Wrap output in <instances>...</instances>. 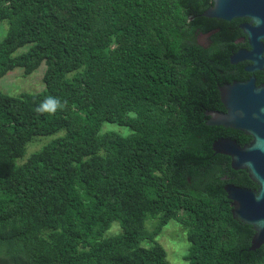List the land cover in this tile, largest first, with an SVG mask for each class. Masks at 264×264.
<instances>
[{
	"label": "trees",
	"instance_id": "1",
	"mask_svg": "<svg viewBox=\"0 0 264 264\" xmlns=\"http://www.w3.org/2000/svg\"><path fill=\"white\" fill-rule=\"evenodd\" d=\"M212 5L0 0V80L46 64L44 91L0 90V264H169L156 238L171 221L187 230L191 264H264L225 191L258 186L213 150L251 138L206 115L225 111L220 71L250 47L248 20L204 17ZM49 96L63 107L38 114ZM39 137L50 140L28 155ZM114 222L123 233L108 237Z\"/></svg>",
	"mask_w": 264,
	"mask_h": 264
},
{
	"label": "water",
	"instance_id": "2",
	"mask_svg": "<svg viewBox=\"0 0 264 264\" xmlns=\"http://www.w3.org/2000/svg\"><path fill=\"white\" fill-rule=\"evenodd\" d=\"M204 17L227 22L248 20L240 28L250 49H240L230 61L237 64L250 60L253 66L248 70L251 71L264 68V0H213ZM210 35L203 36L202 40ZM219 92L225 111H208L207 124L241 131L251 138L244 146L231 138H220L214 142L213 150L231 158L233 170L248 171L258 186L255 190L233 184L225 186L234 219L252 226L255 231L250 250L256 251L264 246V85L257 86L252 78L224 85Z\"/></svg>",
	"mask_w": 264,
	"mask_h": 264
},
{
	"label": "rangeland",
	"instance_id": "3",
	"mask_svg": "<svg viewBox=\"0 0 264 264\" xmlns=\"http://www.w3.org/2000/svg\"><path fill=\"white\" fill-rule=\"evenodd\" d=\"M9 30L8 21L0 23V41L7 35ZM46 72V64L43 63L33 74L25 76L24 71L20 68L7 74L0 80V90L11 96H19L22 93H38L46 89L43 81ZM107 130H119L116 124L105 125ZM50 138L39 137L37 140L29 145V154H32L41 149L42 146L49 142ZM156 221L151 220L146 224V230L152 232ZM123 233L119 222H114L111 229L106 233V236H117ZM156 240L162 244L168 253L169 264H191L185 257L188 255L191 243L188 240L187 230L181 223L171 221L165 227L163 233L159 235ZM145 246H150L151 242L144 243Z\"/></svg>",
	"mask_w": 264,
	"mask_h": 264
},
{
	"label": "flooded vegetation",
	"instance_id": "4",
	"mask_svg": "<svg viewBox=\"0 0 264 264\" xmlns=\"http://www.w3.org/2000/svg\"><path fill=\"white\" fill-rule=\"evenodd\" d=\"M218 32L219 30H215V32H212L210 34L213 35V33L216 34ZM243 40L244 38L241 37L238 38L236 42L238 43ZM242 49H250V47H245ZM252 66H253V62H251L250 60H243L241 62H238L237 64H232L230 61V64L225 66L224 71H220L219 78L223 81V83L222 84L220 82L218 83V91L219 88L224 85L232 84L234 82H247L252 78L255 79V83L257 86L264 85V68L255 71L248 70Z\"/></svg>",
	"mask_w": 264,
	"mask_h": 264
},
{
	"label": "clouds",
	"instance_id": "5",
	"mask_svg": "<svg viewBox=\"0 0 264 264\" xmlns=\"http://www.w3.org/2000/svg\"><path fill=\"white\" fill-rule=\"evenodd\" d=\"M62 107L63 104L58 98L49 96L35 109V111L38 114H52Z\"/></svg>",
	"mask_w": 264,
	"mask_h": 264
}]
</instances>
